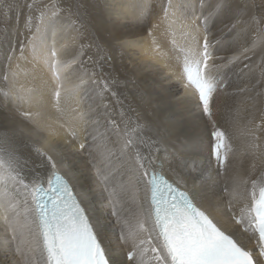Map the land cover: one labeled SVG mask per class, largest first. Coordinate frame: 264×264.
<instances>
[{"label":"snow or ice","instance_id":"snow-or-ice-1","mask_svg":"<svg viewBox=\"0 0 264 264\" xmlns=\"http://www.w3.org/2000/svg\"><path fill=\"white\" fill-rule=\"evenodd\" d=\"M0 49V264H264V0H0Z\"/></svg>","mask_w":264,"mask_h":264},{"label":"bare ground","instance_id":"bare-ground-1","mask_svg":"<svg viewBox=\"0 0 264 264\" xmlns=\"http://www.w3.org/2000/svg\"><path fill=\"white\" fill-rule=\"evenodd\" d=\"M48 0H45V2H47ZM40 0H37V3H39ZM133 0H121L119 4H129L132 3ZM23 23L20 24V31L23 32L24 28H23V24H24V19H22ZM13 24V23H12ZM63 27V26H62ZM76 27H79V22H76ZM17 35H19L18 33H14L12 35V43L13 45H15L16 43V38ZM60 35H58V39H57V47L60 48L64 43L67 42L69 40V37H72V34H65L62 37V40H60L59 37ZM21 39L23 38L22 36L20 37ZM175 39L178 43H183L182 37L180 36L179 32H177L175 34ZM169 43H171V38H169ZM145 46H147V42H145ZM8 47H10V43H6L4 45V52L6 53ZM4 52L2 49H0V68H3L4 71H7V60L4 59ZM9 55H11L12 53H8ZM17 56H19V52L17 51L16 53ZM85 59H87V57H84ZM132 59H134V57H132ZM17 61H13V67L15 68ZM20 68L17 69V71L19 72L20 75V80L22 83H25L29 80H31V75H32V65L31 64H25L23 61H20ZM125 65L128 66L129 68L131 67V64L129 62V59L125 60ZM119 61H117V67H119ZM65 69H61L58 73V75L60 76V81L59 83H62L64 85V87L66 88H71L73 86L72 82H70L68 79H65ZM107 71V69H106ZM37 72L39 75H41L44 79L49 81V89L53 88V87H57L58 86V82L55 79V76L53 75L52 71L50 70L49 66L46 64H41L38 69ZM62 94H63V89L61 90ZM172 92L175 93L176 95H173L171 98V111L176 112L178 115L180 113V109H181V103H180V98H179V94L177 92L176 88L172 89ZM2 98V97H0ZM53 114L55 112V110L53 109ZM185 115H187V113H185ZM239 136V134H238ZM201 138H202V147H203V151H204V156L202 157V159H206L208 156V134L207 132H203L201 134ZM234 146L236 147H241L242 146V140L240 138L236 139L234 142ZM129 211H135V205L131 204L130 202V208Z\"/></svg>","mask_w":264,"mask_h":264},{"label":"rangeland","instance_id":"rangeland-1","mask_svg":"<svg viewBox=\"0 0 264 264\" xmlns=\"http://www.w3.org/2000/svg\"><path fill=\"white\" fill-rule=\"evenodd\" d=\"M120 1L121 0H113V2L114 3H116V4H119L120 3ZM15 2L16 3H18V4H20V5H24V4H26V3H32V0H15ZM47 2H49V0L47 1ZM23 14L24 15H26L27 14V8H23ZM20 13L19 12H17V11H13V13H10V16H11V23H13L12 25H13V27H15V23H16V16L17 15H19ZM22 19H23V17H21V21H20V24L21 23H23V21H22ZM76 20H75V18H72V21H71V23H68V22H66L65 20H64V18L62 17V33L60 34V40H62V37L65 35V34H72L73 36H75L76 35V33L72 30L73 29V27H76ZM72 36V37H73ZM72 37H69V40L67 41V42H64V43H62L63 45L64 44H69V45H71V41H72ZM70 82H72L71 80H69Z\"/></svg>","mask_w":264,"mask_h":264}]
</instances>
